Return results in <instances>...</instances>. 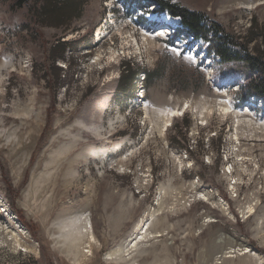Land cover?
I'll return each mask as SVG.
<instances>
[{
  "label": "rangeland",
  "instance_id": "obj_1",
  "mask_svg": "<svg viewBox=\"0 0 264 264\" xmlns=\"http://www.w3.org/2000/svg\"><path fill=\"white\" fill-rule=\"evenodd\" d=\"M82 1L53 24L0 0V264H264L257 73L159 0ZM173 1L264 33V0Z\"/></svg>",
  "mask_w": 264,
  "mask_h": 264
},
{
  "label": "trees",
  "instance_id": "obj_2",
  "mask_svg": "<svg viewBox=\"0 0 264 264\" xmlns=\"http://www.w3.org/2000/svg\"><path fill=\"white\" fill-rule=\"evenodd\" d=\"M26 3H31V8L33 7L34 10L39 7L45 15L50 17L48 20L53 24H61L64 22L63 20L72 17L73 15L69 16L70 9H74V12H79L74 16H80L84 5L82 0H11V7L14 9L21 8ZM158 4L160 6L159 11L168 10L173 16L180 17L185 31L192 34L196 39H205L210 42L211 51L218 54L223 62L242 63L249 72L257 73V76L250 78L247 82L246 90L250 95L264 98V58L252 53L249 48V44L253 40L264 39L263 28L259 26L257 21L250 27L248 32L250 37L243 44L240 41V36L228 32L221 23L211 19L208 14L202 11L191 10L173 0H159ZM60 45L66 48L68 43H61ZM143 72L145 73L146 83L149 86L155 82L156 78H162L166 73L161 63L153 70L145 69ZM131 74L134 76L132 72ZM48 123H51V116L48 117ZM7 194L11 200V207L17 211L21 220L30 229L36 228L33 224L27 223L21 215V211L17 209L14 200L16 189L13 188L12 184L9 185ZM40 239L42 241V238ZM42 249L48 253V249L43 244Z\"/></svg>",
  "mask_w": 264,
  "mask_h": 264
},
{
  "label": "bare ground",
  "instance_id": "obj_3",
  "mask_svg": "<svg viewBox=\"0 0 264 264\" xmlns=\"http://www.w3.org/2000/svg\"><path fill=\"white\" fill-rule=\"evenodd\" d=\"M187 106H188V104L184 105L180 109H175V108H167V109H165V112H168V115L170 116V120L169 121H171V119L173 118V116H175V115H181L186 110ZM168 123L166 124V126L168 125Z\"/></svg>",
  "mask_w": 264,
  "mask_h": 264
}]
</instances>
